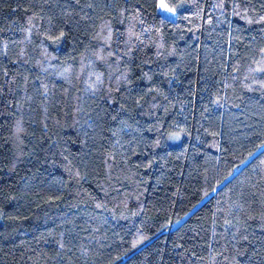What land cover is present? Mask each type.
Returning <instances> with one entry per match:
<instances>
[{
	"label": "trees",
	"instance_id": "16d2710c",
	"mask_svg": "<svg viewBox=\"0 0 264 264\" xmlns=\"http://www.w3.org/2000/svg\"><path fill=\"white\" fill-rule=\"evenodd\" d=\"M0 0V264H264V0Z\"/></svg>",
	"mask_w": 264,
	"mask_h": 264
},
{
	"label": "rangeland",
	"instance_id": "374dc122",
	"mask_svg": "<svg viewBox=\"0 0 264 264\" xmlns=\"http://www.w3.org/2000/svg\"><path fill=\"white\" fill-rule=\"evenodd\" d=\"M158 9L159 11L169 17V18H175L176 17V11L170 7H168L166 4H165V1L164 0H159L158 1Z\"/></svg>",
	"mask_w": 264,
	"mask_h": 264
}]
</instances>
